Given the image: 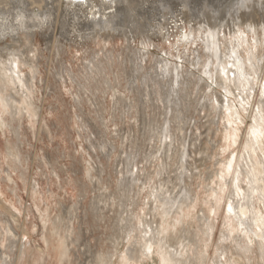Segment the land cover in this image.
Instances as JSON below:
<instances>
[{
	"label": "rangeland",
	"instance_id": "rangeland-1",
	"mask_svg": "<svg viewBox=\"0 0 264 264\" xmlns=\"http://www.w3.org/2000/svg\"><path fill=\"white\" fill-rule=\"evenodd\" d=\"M172 2L161 0L160 4L170 9L161 17L155 16L158 23L164 20L162 33L165 37L152 39L154 47L146 70L138 74V79L130 87L128 72L132 70L131 66L128 64L125 75V66L119 59L113 70L109 68L110 83L103 81L102 87L86 80L87 58H92L102 48L114 50L116 58L119 54L126 56L127 43L119 36L103 39L99 46L98 37L91 35L92 28L87 30L77 23L73 25L74 30L66 33L62 52L57 56L48 44L47 28L31 30L29 40L24 34L19 35L18 44L11 41L9 31L4 32L7 38L1 39L0 52L8 45L23 50L28 41L39 50L38 75H32L34 79L29 83L32 92L30 112L24 111L21 103H13L11 106L15 105L19 113L13 116V110L5 109L0 103V234H6L9 225L15 228L20 241H16L19 244L14 249L19 251L17 264H60L57 241H53L50 247L45 244L60 220L63 225H71L75 230L74 238L80 240L79 245H73L69 261L64 264L88 262L90 256L84 255V246L105 257L114 251L113 264H124L122 257L128 255V242L122 238L124 235L118 240L113 238L120 235V217L126 218L121 207L127 204V198H139L140 206L135 210L141 216L144 210L148 212V195L152 191L168 185L172 195H179L182 199L185 183L192 189V197L195 192L199 200L187 210L188 216L184 225L177 226L180 232L177 234H181L183 228L191 231L192 236L201 233L204 222L200 218L205 210L216 226L206 264H212L219 254L230 203L228 196L232 194L233 173L229 172L228 165L232 160L234 168H238L237 163H242L239 155L254 123L258 102L264 99L261 93L264 84L255 85L256 91L250 92L251 95L257 92L255 97L250 96V104H245L235 88L229 97L220 86L199 84L198 78L204 76L203 69L183 63L184 70L195 75L191 77L193 84L170 88L166 83L163 95H160L163 83L159 86L148 76L155 74L156 58L167 57L178 65L182 63L176 57L166 56L169 52L176 54L172 47L176 42L175 23L184 21L180 19L181 15L176 16V22L169 19L173 12H178L172 9ZM150 11L153 16L154 10ZM112 12L115 13V9L99 13L97 17L104 18L105 14L111 17ZM130 47L140 49L141 38L132 41ZM193 49L200 50V47ZM101 57L105 59L104 55ZM23 70L32 74L30 68L24 67ZM187 72L184 73L186 79ZM21 95L26 99L25 94ZM117 95L121 97L119 101ZM216 98L222 105L226 100L232 106L234 103V110L242 113L245 124L235 120L234 115L230 117V111L225 108L219 110L221 105L217 104ZM208 100L218 113L206 107ZM252 104L254 108H251ZM232 118L236 122L231 123ZM166 121L170 123L171 138H167L168 146L163 151L161 140ZM182 125L183 133L179 130ZM183 134L190 149L182 161L178 155L182 152ZM236 135L238 143H234ZM16 145H19L21 162L10 152ZM172 154L176 156L170 158ZM8 172L17 184L9 179ZM222 175L229 180L228 183L227 180L226 183L221 181ZM182 177L184 182H181ZM213 187H219L221 191L215 216L205 203L206 198L214 196ZM145 218L149 220L150 215ZM176 243V240L169 243V252L178 247ZM1 245L0 255L7 251L8 241ZM135 247L136 244H131L132 250ZM232 252L231 259L234 247ZM255 257L256 264H262L258 250ZM130 264L160 262L155 253L153 258Z\"/></svg>",
	"mask_w": 264,
	"mask_h": 264
},
{
	"label": "bare ground",
	"instance_id": "bare-ground-1",
	"mask_svg": "<svg viewBox=\"0 0 264 264\" xmlns=\"http://www.w3.org/2000/svg\"><path fill=\"white\" fill-rule=\"evenodd\" d=\"M172 1V9L178 12H173L169 19L173 21L176 16L181 15L180 19L184 21L181 24L175 23L177 34L175 35L176 42L172 44V47L176 54L169 52L166 56L176 57L182 60V63L178 65L167 57L159 60L156 58L155 74L148 76L159 86L161 82L163 83L161 90L159 89L160 95H163L166 83L170 88L181 84H193L191 77L195 75L192 72L188 73L183 67V63H190L193 67L203 69L204 76L198 78L199 84L207 85V87L212 84L220 86L229 97L234 94L233 88H235L240 92L237 96H241L245 104H250L249 97L254 98L257 93L251 95L250 92L256 91L255 85L264 84V0ZM160 3L161 0H0V43L1 39L7 38L5 35L7 31L11 35V41L18 44L19 35L24 34V37L29 40L30 34L32 35L31 30L47 28L49 30L48 44L53 54L58 56L62 52V43L66 33L75 28L73 25L77 23L81 28H88L87 30L92 28L91 35L98 37L97 45L99 46L103 39L111 40L112 37L119 36L127 43L126 56L119 54L116 58L114 50H109L108 47L102 48L100 52L93 54L92 58H87V63L91 66L86 64L88 68L85 74L86 80L88 83L95 82L103 87L105 84L103 81H110L109 68L113 70L116 60L119 59V62L125 66V75L128 71V64L131 66L132 70L128 72L130 87L138 79V74L146 70L145 66L152 54L151 49L154 47L151 43L152 39L155 36L165 37L162 33L164 20L158 23L155 16L161 17L170 9ZM191 3L196 8H192ZM179 7L182 8L177 10ZM110 9H115V13H111L113 16L109 17V14H105L104 18L97 17V14ZM152 9L154 10L153 16L150 11ZM113 18L120 20L112 21ZM136 38H141L140 49L130 47L131 42ZM28 42L23 50L15 48L14 45H8L0 52V103L7 110L11 108L13 116L19 115L18 108L15 105L11 106L13 103H21L24 111L28 113L32 106V92L29 83L38 73L39 50L34 48L32 41ZM193 47H200V50H195ZM102 55L105 59H102ZM24 67L30 68L32 74L26 73L23 70ZM185 72L188 75L187 79L184 77ZM156 76L161 79L159 80ZM11 91L13 93H9ZM19 91L26 95L25 98L29 99V102L22 98ZM261 93L264 96V88ZM116 99L119 101L121 97L118 96ZM216 102L221 105L219 110L222 107L225 108L230 111V117L234 115L235 120L240 124H245L242 113L234 110L233 101L231 102L233 106L229 100H226L225 105H222L218 98ZM258 103L256 114L253 117L254 123L246 138V145L239 155L242 163H237L238 168H234L233 160L228 165L229 172L233 173L232 194L228 196L230 203L227 207L223 242L212 264H256L257 250L264 264V99ZM206 107L219 112L214 109L211 100H208ZM251 108H254L253 104ZM244 110L247 109L244 108ZM234 122L236 121L232 118L231 123ZM179 130L183 133L184 126H179ZM167 138H171L169 121H166L161 140L163 151H166L168 146ZM183 140L182 152L180 151L178 155L182 161L189 154L190 149V144L185 140L184 134ZM234 143H238L237 135ZM18 146L10 149V152L14 159L21 162L22 156ZM176 155L172 154L170 158ZM8 177L17 184L9 172ZM226 180L222 175L221 181L226 183ZM181 182H184L183 177ZM182 190L184 193L181 199L179 195H172L168 185H161L158 190L148 195V212L144 210L141 216L135 210V207L140 206L139 198H127V204L121 207L122 212H126V218L120 217L121 224L118 229L120 235L113 238L118 240L124 235L122 238L128 242V255L122 257L124 264L140 263L145 259L153 258L155 253L159 257L160 264L207 263L216 226L213 218L202 210L203 215L200 220L204 223L201 229L199 228L201 233L192 236L191 231L183 228L181 234H177V232L180 233L177 226L184 225V220L188 216L187 210L199 200L195 192V198L192 197V189L186 183ZM211 191L214 196L206 198L205 203L215 216L218 212L217 203L221 191L219 187H213ZM95 210L97 211L96 208ZM147 215H150L149 220L145 218ZM62 221L60 220L59 225H56L53 236L45 242L46 246L50 247L53 241H57L60 264L69 261L74 249L73 245L80 242L79 239L74 238L75 230L72 226L63 225ZM11 226L9 225L6 234L4 232L0 234L1 244L5 240L8 241L7 251H2L0 255V264H17L19 251L14 249L20 241L17 240L18 235L14 231L15 228ZM55 236L58 238L56 239ZM174 240L177 241L178 247L169 252L168 245ZM133 243L137 246L135 250L131 248ZM232 247L235 249L233 259L230 258V254L233 253ZM83 248L84 255L89 254L90 257H88V262L80 264H113L114 251L105 257L103 254L93 253L89 246Z\"/></svg>",
	"mask_w": 264,
	"mask_h": 264
}]
</instances>
